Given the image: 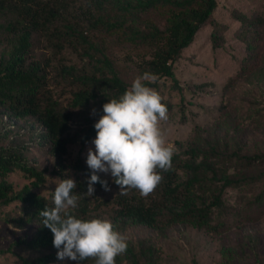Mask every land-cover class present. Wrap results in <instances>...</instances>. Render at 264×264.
<instances>
[{
    "label": "rangeland",
    "instance_id": "1",
    "mask_svg": "<svg viewBox=\"0 0 264 264\" xmlns=\"http://www.w3.org/2000/svg\"><path fill=\"white\" fill-rule=\"evenodd\" d=\"M172 10V5L163 3L138 10L128 8L125 0H67L52 21L32 30L27 62L41 63L51 92L72 109V132L84 126L93 116L92 109L98 111L100 106L97 100L75 108L70 105L78 88L74 73L99 72L100 59L106 55L118 73L132 83L144 73L154 46L133 37L131 26L143 28L153 22L164 28ZM242 14L248 17L245 23L238 18ZM14 16L10 11L3 13L0 22L7 23ZM213 16L218 25H203L175 61L180 86H175L171 77L162 76L152 87L172 103L168 119L160 125L166 144L183 151L199 136L200 140L212 136L220 138L221 145L230 151L241 147L243 152H264V0H218ZM13 37L12 30L1 28L0 57L12 47ZM43 129L33 116L0 114V145L11 137L25 141L32 162L46 169V182L37 189L53 195L60 179L77 180L84 175L75 163L79 157L86 162L87 151L94 145L92 140L69 143L65 170L58 173V158L41 136ZM230 170L236 169L231 166ZM98 174L110 180L111 191L96 190L89 200V216L113 223L118 205L111 199L120 188L110 174ZM8 178L17 187L29 181L19 170ZM223 199L224 206L213 211L214 228L183 221L169 223L165 216L154 226L127 223L115 230L137 247L140 242L152 244L157 264H264V179L228 186ZM20 213L21 202L0 203V247L33 234V223H17ZM15 250L0 254V264H24L18 254L33 257L50 251L24 246ZM117 259L128 264L124 255ZM50 264L76 262L56 259ZM82 264L95 262L89 259Z\"/></svg>",
    "mask_w": 264,
    "mask_h": 264
},
{
    "label": "trees",
    "instance_id": "2",
    "mask_svg": "<svg viewBox=\"0 0 264 264\" xmlns=\"http://www.w3.org/2000/svg\"><path fill=\"white\" fill-rule=\"evenodd\" d=\"M66 1L0 0V17L8 11L15 14L7 23L0 22V31L5 27L14 32L12 47L0 57V114L16 118L33 116L41 123L44 127L41 136L49 142L51 152L58 158V173L65 170L64 156L69 143L78 141L85 144L93 140L96 136L94 124L103 114V104L109 99L118 98L131 85L118 73L106 55L100 59L102 63L99 72L74 73L78 88L73 91L70 105L75 108L97 100L100 106L84 126L71 131L72 109L63 105L60 98L51 92L47 74L41 63L27 62L32 30L52 21ZM125 1L128 8L138 10H146L158 3L173 6L166 27L161 28L153 22H148L143 28L131 26V33L133 37L154 46L143 72L154 74L157 80L155 83L148 82V86H156L160 77L169 76L174 85L179 87L175 61L183 49L194 41L203 25L208 22L218 25L213 16L218 0ZM52 2L58 3L59 7ZM238 18L243 23L248 20L245 14L239 15ZM115 24L116 22L113 23ZM73 71L74 69L70 70L72 73ZM198 86L202 87V84ZM162 102L168 109L171 108V101ZM200 139L199 136L183 151H175L172 169L162 173V183L147 198L142 197L136 189H127L126 194H121L120 190L116 192L111 199L118 205L113 220L115 229L127 223L154 226L165 216L169 223L183 221L198 227L214 228L216 225L212 223L213 211L216 207L224 206L223 194L226 187L264 179V152H243L241 147L230 151L221 145L220 138L207 136ZM28 152L27 143L14 137L6 144L0 145V203L21 202L17 223L20 226L24 223L34 224L31 236H21L9 246L0 247V254L15 252L16 246L37 250L46 248L50 251L33 257L18 255L24 264H50L57 259L58 249L53 246V233L43 226V218L39 216V212L45 207L54 206L53 195H47L37 189L46 182V169L33 163ZM233 160L235 164H229ZM231 166L236 170L232 172ZM75 167L84 175L75 180L77 188L73 190V194L78 198L77 207L69 208L67 212L77 218L92 219L88 212L89 200L95 197L98 188L103 187L96 183L94 195L88 196L87 181L91 170L82 157L77 159ZM17 170L29 178L21 187H17L8 178ZM100 177L110 184L109 179L101 175ZM103 201L110 200L104 198ZM124 256L128 259V264H157L155 248L145 242H140L137 247L128 241ZM117 258L116 264H125Z\"/></svg>",
    "mask_w": 264,
    "mask_h": 264
},
{
    "label": "clouds",
    "instance_id": "3",
    "mask_svg": "<svg viewBox=\"0 0 264 264\" xmlns=\"http://www.w3.org/2000/svg\"><path fill=\"white\" fill-rule=\"evenodd\" d=\"M156 80L148 72L138 75L122 95L103 104V114L94 124V148L87 151L86 164L91 170L88 196L94 195L96 183L111 191L108 181L98 175L104 173L111 175L121 194L136 189L147 198L162 183V173L172 169L175 149L166 144L160 126L168 119V107L160 92L148 86ZM96 112L93 108L92 115ZM76 188L73 178L60 179L53 193L54 206L39 212L43 226L53 233L57 259L116 264V258L127 252V237L110 220L68 214L69 208L77 207Z\"/></svg>",
    "mask_w": 264,
    "mask_h": 264
}]
</instances>
